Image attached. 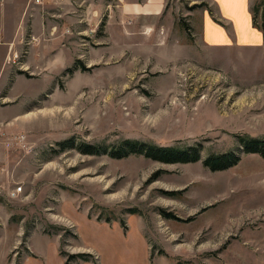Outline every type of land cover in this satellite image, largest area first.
Segmentation results:
<instances>
[{
  "label": "rangeland",
  "instance_id": "rangeland-1",
  "mask_svg": "<svg viewBox=\"0 0 264 264\" xmlns=\"http://www.w3.org/2000/svg\"><path fill=\"white\" fill-rule=\"evenodd\" d=\"M77 1L2 19L0 123L27 145L0 138V264H264V157L240 142L264 138V42L206 44L210 0ZM128 140L201 158L113 157Z\"/></svg>",
  "mask_w": 264,
  "mask_h": 264
},
{
  "label": "crops",
  "instance_id": "crops-1",
  "mask_svg": "<svg viewBox=\"0 0 264 264\" xmlns=\"http://www.w3.org/2000/svg\"><path fill=\"white\" fill-rule=\"evenodd\" d=\"M69 0H0V35L2 27V19L8 18L6 11L11 6L18 11V19L11 16L15 22L14 26H20L24 20L23 13L34 15L36 11H40L41 7L49 8L54 4L64 5ZM121 2L122 11L125 14L137 16H159L165 12L166 0H136L126 2V0H118ZM216 6V13L209 10L207 6L201 14L202 18L198 24L201 39L210 46L227 47V46H257L264 42V34L254 24L251 12V0H210ZM74 3H78L75 2ZM21 22V23H20ZM14 35L5 36V40L9 42ZM5 41V42H6ZM64 260V259H63Z\"/></svg>",
  "mask_w": 264,
  "mask_h": 264
},
{
  "label": "trees",
  "instance_id": "trees-1",
  "mask_svg": "<svg viewBox=\"0 0 264 264\" xmlns=\"http://www.w3.org/2000/svg\"><path fill=\"white\" fill-rule=\"evenodd\" d=\"M206 5L207 4L203 3L198 6H206ZM240 142H241V147L244 149V151L258 153L264 157V138L263 139L243 138ZM87 153H92V152L88 151ZM132 153L138 155H144L146 157L164 163L197 162L201 158L200 148L198 147L181 149L178 147L157 146V145L147 144L139 141H130V140L122 143L121 146L113 152V157L122 158ZM233 160L237 162L239 159L236 157L235 154L231 153L229 155L210 156L209 158L206 159L205 164L207 166H210L213 170H220L228 166L230 167ZM236 162H234V164H236ZM66 264H69L68 261H66Z\"/></svg>",
  "mask_w": 264,
  "mask_h": 264
},
{
  "label": "built area",
  "instance_id": "built-area-1",
  "mask_svg": "<svg viewBox=\"0 0 264 264\" xmlns=\"http://www.w3.org/2000/svg\"><path fill=\"white\" fill-rule=\"evenodd\" d=\"M38 2V0H37ZM0 138L5 139V145L8 148H13L15 146L21 148L27 145V136L23 133H13L11 136H7V132L2 130V123H0ZM22 191V187L17 188V192H12V196L16 197L18 192Z\"/></svg>",
  "mask_w": 264,
  "mask_h": 264
}]
</instances>
